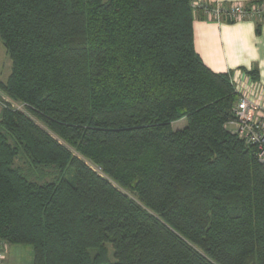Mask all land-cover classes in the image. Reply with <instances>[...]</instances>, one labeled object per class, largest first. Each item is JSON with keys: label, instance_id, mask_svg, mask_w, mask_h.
<instances>
[{"label": "trees", "instance_id": "trees-1", "mask_svg": "<svg viewBox=\"0 0 264 264\" xmlns=\"http://www.w3.org/2000/svg\"><path fill=\"white\" fill-rule=\"evenodd\" d=\"M193 1L0 0V90L40 120L0 107V243L33 264H264V166L228 129L239 95L196 51Z\"/></svg>", "mask_w": 264, "mask_h": 264}, {"label": "crops", "instance_id": "crops-1", "mask_svg": "<svg viewBox=\"0 0 264 264\" xmlns=\"http://www.w3.org/2000/svg\"><path fill=\"white\" fill-rule=\"evenodd\" d=\"M202 1L222 5L264 4V0ZM194 33L196 51L205 64L216 73H230L239 90L264 104V17L257 21L224 20L217 23L201 14L195 18ZM0 53L2 57L1 49ZM4 70L0 64V81H6L11 74H6L7 78L3 79ZM0 255V264L34 263V249L28 245L0 243Z\"/></svg>", "mask_w": 264, "mask_h": 264}, {"label": "built area", "instance_id": "built-area-1", "mask_svg": "<svg viewBox=\"0 0 264 264\" xmlns=\"http://www.w3.org/2000/svg\"><path fill=\"white\" fill-rule=\"evenodd\" d=\"M193 7L200 9L204 16L213 22L220 23L225 19L259 20L264 17V4L247 7L241 4H211L207 1L194 0ZM235 92L239 95L233 111L234 118L228 123V129L244 142L247 148L254 150L257 160L264 166V104L254 101L237 87L232 79ZM5 106L14 109L15 104L4 96ZM0 259L2 256L0 255Z\"/></svg>", "mask_w": 264, "mask_h": 264}, {"label": "rangeland", "instance_id": "rangeland-1", "mask_svg": "<svg viewBox=\"0 0 264 264\" xmlns=\"http://www.w3.org/2000/svg\"><path fill=\"white\" fill-rule=\"evenodd\" d=\"M0 45H2V44H0ZM0 49H1V51H3V54H2L3 56L0 57V64H1L2 67H5L4 76L2 78L3 79H6L7 78L6 74L9 75L11 73V70H12V61H11L9 55L7 54L6 49L4 48V46H0ZM14 104H15V108L13 110L22 112L24 114H27L32 119H35L34 118L35 116L31 112H28L24 105L19 104V103H15V102H14ZM0 107L1 108L6 107L5 106V101H4V95H3V93H2L1 90H0ZM36 121H40V120H36ZM185 126H186V120H182V121H178V122L173 123V128L175 130L182 129ZM17 164H20V163L17 161ZM91 168H93L96 172H98L100 175H102V172H101V170L99 168L94 167V166H92ZM102 176H104V175H102ZM107 248H108L109 254H110L111 258H112V256L114 255L113 254L114 253L113 248L109 244L107 245Z\"/></svg>", "mask_w": 264, "mask_h": 264}]
</instances>
